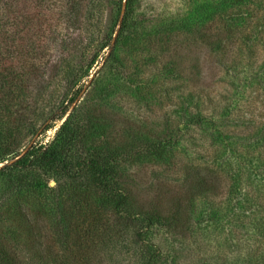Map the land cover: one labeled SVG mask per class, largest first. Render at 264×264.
Masks as SVG:
<instances>
[{"label":"rangeland","instance_id":"374dc122","mask_svg":"<svg viewBox=\"0 0 264 264\" xmlns=\"http://www.w3.org/2000/svg\"><path fill=\"white\" fill-rule=\"evenodd\" d=\"M125 1L0 0V55L13 63L0 156L51 142L67 117L78 142L172 133L167 160L123 166L140 206L167 220L110 225L97 244L68 249L72 264H264V0H133L120 29ZM90 113L102 128L89 134ZM15 115L26 116L18 132ZM9 175L0 185L46 193L61 180L36 166ZM202 176L216 189L204 191ZM70 202L72 232L115 220L113 204Z\"/></svg>","mask_w":264,"mask_h":264},{"label":"trees","instance_id":"16d2710c","mask_svg":"<svg viewBox=\"0 0 264 264\" xmlns=\"http://www.w3.org/2000/svg\"><path fill=\"white\" fill-rule=\"evenodd\" d=\"M78 4L74 2L72 6L77 9ZM132 6L133 0L125 1L120 29L125 26ZM18 46L16 54L19 53L20 56L21 42ZM6 56L4 53L0 55V101L5 97L3 86L12 82L8 78L13 73L11 70L13 63H6V58H9ZM29 70L28 67L27 74L30 73ZM26 86H29V83ZM75 96L76 92L61 109L58 118L65 115L68 104L74 101ZM4 118L5 114L0 108V126L4 124ZM25 121L26 116L15 115L9 122L18 132L17 128ZM97 121L95 114H85V132L89 134L91 131L98 132L102 126ZM67 122L68 117L51 142L31 144L22 154L14 145L9 150L11 155L0 156V161L13 158L12 162L0 168V172L7 175L13 170L36 166L44 167L53 174L59 173L61 178L55 186H47V193L21 181L18 184L11 181L13 188L7 183L6 186L0 185V264H72L68 249L71 246L75 248L76 245L84 248L88 243L97 244L94 238L102 241L115 231L109 229L110 225L131 226L138 222V216L146 220L147 226L167 220L158 208L145 209L140 206L128 189V176L123 166L145 159L167 160V157L171 156L172 143L176 141L174 134L160 132L144 139L137 130L136 132L128 130L127 143L112 145L104 140L94 144L78 142L73 138L70 130H67ZM5 139V135L1 133L0 145ZM205 177L200 178L201 188L204 191L216 189L214 181ZM68 200L76 207H79L81 202L88 203L90 207L95 203L98 208H106L113 204L115 220L113 223L103 221L99 233L95 229L96 224H89L82 231L72 232L71 227H68V219L65 218V215L68 217L65 209ZM98 212L99 210L90 211L92 215H97ZM84 263H88V260L86 259Z\"/></svg>","mask_w":264,"mask_h":264}]
</instances>
